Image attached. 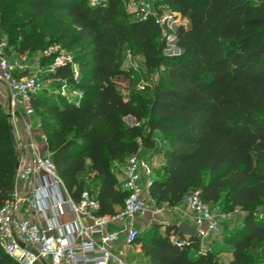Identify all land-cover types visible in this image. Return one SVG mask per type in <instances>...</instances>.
<instances>
[{
	"label": "trees",
	"instance_id": "obj_1",
	"mask_svg": "<svg viewBox=\"0 0 264 264\" xmlns=\"http://www.w3.org/2000/svg\"><path fill=\"white\" fill-rule=\"evenodd\" d=\"M159 1L186 17L171 32L181 49L176 54L163 53L164 37L150 16L134 18L121 0L96 5L0 0L3 51L12 46L21 55L52 43L69 53L52 70L48 65L57 50L40 60L51 79L67 82L77 98L43 87L30 96L29 106L73 199L87 189L98 213L116 211L127 193L117 172L130 154L150 150L160 156L148 187L154 204L174 206L197 188L209 205L241 211V221L224 229L231 258L223 264H259L264 258V213L256 212L264 201V0ZM124 47L142 56L147 72L162 67L149 92L125 97L118 89V77L128 80L127 87L132 82L121 66ZM125 115L132 116V124L123 122ZM16 161L10 120L0 102V206L11 197ZM174 231L175 221L139 230L134 242L144 264H219L218 248L199 252L193 235L177 245L169 239ZM0 264L19 263L0 247Z\"/></svg>",
	"mask_w": 264,
	"mask_h": 264
},
{
	"label": "built area",
	"instance_id": "obj_2",
	"mask_svg": "<svg viewBox=\"0 0 264 264\" xmlns=\"http://www.w3.org/2000/svg\"><path fill=\"white\" fill-rule=\"evenodd\" d=\"M105 1L86 0L89 5ZM136 11L137 18L150 16L159 27H165L171 15L181 16L154 0H139ZM171 36L170 49H173L170 51L167 45L168 54L178 53L181 49L175 44L174 35ZM4 46L5 40L0 38V81L9 91L10 107L19 105L28 114L30 96L43 84L32 75L13 73L16 67L6 58ZM165 49L164 46V53ZM63 60L62 56H55L48 70ZM16 66L19 70L23 68L22 63ZM26 127L30 155L15 169L11 197L0 206L2 250L19 264H132L128 250L140 230L141 219L148 213L161 211L148 192L152 164L156 161L138 152L130 154L119 171L121 186L127 191L123 203L116 211L101 214L97 212L95 196L87 189L81 190L77 199L68 194L50 152L46 147L39 149L37 138L29 125ZM182 202L183 214L193 227V236L199 240L198 251L204 252L210 248L211 236L220 230L223 218L230 212L202 201L197 188L188 191ZM256 212L259 216L264 213V201ZM185 236L176 230L169 234V239L180 245ZM259 264H264V258Z\"/></svg>",
	"mask_w": 264,
	"mask_h": 264
},
{
	"label": "rangeland",
	"instance_id": "obj_3",
	"mask_svg": "<svg viewBox=\"0 0 264 264\" xmlns=\"http://www.w3.org/2000/svg\"><path fill=\"white\" fill-rule=\"evenodd\" d=\"M156 2H160L159 0H154ZM121 6L123 9L132 14L134 18H136L137 11L136 8L139 6V0H121ZM169 14H172L169 12ZM180 23H186V17L182 16H175L171 15V18L169 19V22L166 24L165 27H159L160 36L164 37L165 41V53L168 54L172 49L171 47V32L175 29V27ZM167 45L170 51L167 50ZM49 50V51H48ZM58 51V55L62 56V59L69 58V53L67 50L63 48H58V45L49 43L46 47L38 50L28 51L21 55H17L14 51L12 46H9L5 51L6 58L11 61L14 66L16 67L15 70H19L16 64L19 63H25L26 67L23 69V74H29L41 81L44 88H47V91L52 92V94H60L64 95L67 98H70L72 100H75L78 96V93H76L71 85H69L67 82L63 80H53L51 79V75H49L47 71L46 64L41 63V56L49 54V52ZM167 50V51H166ZM164 53V52H163ZM164 53V54H165ZM172 53V52H171ZM176 54V53H172ZM121 66L125 69H128L131 73L132 82L130 86L127 87V79H122L121 77L117 78V87L120 90V92L125 96L129 97L131 94L138 92L150 91L152 87V83L157 79L160 71L162 70V67L160 66L158 69L147 72L143 66L142 62V56L138 53L130 51L128 48L124 47L122 54H121ZM143 86V87H141ZM42 87V88H43ZM26 114V113H24ZM27 115H33L32 118L33 123L36 121L34 112L30 108ZM123 122L125 124H132L133 119L130 117L123 118ZM32 123V124H33ZM152 136L154 138H159L160 133L158 131H154ZM143 157H149L152 156V162L156 161V163H153L152 166L156 167L159 165L160 156L156 155L155 152H152L150 150H145V153L142 155ZM152 167V168H153ZM120 171V170H119ZM119 171L117 173H119ZM118 179V178H117ZM119 182V179H118ZM20 194V191H18V195ZM146 220L144 221V224L141 225L140 230H142L143 227L149 226L153 223H165L169 221H175L180 217L179 212L173 208H169L167 206H162L161 211L158 214H151L148 213L146 216ZM242 212L239 210H235L233 212H230L229 215L225 216L223 218V221L221 223L220 230L211 236V244L209 246L213 247V249L218 248L220 251H227L225 247V242L223 241V236L225 235L224 229L230 228L232 226H235L241 221ZM224 224V225H223ZM132 247L130 248V256H137L136 264H144V259L141 255H134L132 253ZM219 254V252H218ZM264 257V253L262 254ZM219 256V255H218ZM217 256V260L219 264L222 263V259H219L220 257ZM224 256V255H222Z\"/></svg>",
	"mask_w": 264,
	"mask_h": 264
},
{
	"label": "crops",
	"instance_id": "obj_4",
	"mask_svg": "<svg viewBox=\"0 0 264 264\" xmlns=\"http://www.w3.org/2000/svg\"><path fill=\"white\" fill-rule=\"evenodd\" d=\"M23 68L20 70H17L16 72L23 73V69H25L26 64L22 63ZM0 102L2 104V107L4 108L5 112L9 111L10 115L9 120L11 124L12 134H13V141H14V148L17 156L18 164L21 163L25 158H27L30 155V152L28 151L26 147V143L28 140V129L26 125H29L30 132L37 138L39 142V149H43L46 147L44 139H42V134L37 126V122L32 120L34 117L33 115H27L22 112L21 107L19 105H16L14 107H10L9 105V91L5 84H3L0 81ZM33 123V124H32ZM145 153V150L141 149L138 151V154L142 156ZM116 178L119 179V183L121 184V176L119 173L116 174ZM117 179V180H118ZM169 208H173L176 210V212H179L180 217L175 220V222H178L179 220H183L186 223L189 224L188 219L183 214V202L181 201L179 204H176L174 206H168ZM162 208V206H161ZM147 216V215H146ZM144 217L141 219L142 225L144 224V221L147 217ZM170 222V221H169ZM166 223V222H165ZM210 241V240H209ZM132 247V253L134 255H141L139 243H132L128 250V258L132 261V264H136V260L138 259L137 256H130V248ZM219 255V256H218ZM224 255V256H222ZM219 259H222V263L226 262L231 258V252L229 250L227 251H220L219 254H217Z\"/></svg>",
	"mask_w": 264,
	"mask_h": 264
},
{
	"label": "water",
	"instance_id": "obj_5",
	"mask_svg": "<svg viewBox=\"0 0 264 264\" xmlns=\"http://www.w3.org/2000/svg\"><path fill=\"white\" fill-rule=\"evenodd\" d=\"M6 113L8 116L10 115L9 111H7ZM125 117L132 118V116H130V115L123 116V118H125ZM17 166H18V161L15 162L14 168L16 169ZM176 230L181 235H187V236L193 235V227L183 220H179L178 222H176Z\"/></svg>",
	"mask_w": 264,
	"mask_h": 264
}]
</instances>
